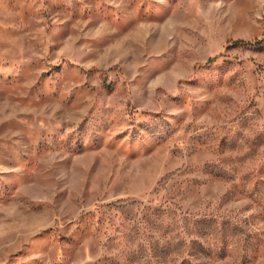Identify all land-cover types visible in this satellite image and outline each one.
I'll return each mask as SVG.
<instances>
[{
  "label": "rangeland",
  "instance_id": "obj_1",
  "mask_svg": "<svg viewBox=\"0 0 264 264\" xmlns=\"http://www.w3.org/2000/svg\"><path fill=\"white\" fill-rule=\"evenodd\" d=\"M0 264H264V0H0Z\"/></svg>",
  "mask_w": 264,
  "mask_h": 264
},
{
  "label": "trees",
  "instance_id": "obj_2",
  "mask_svg": "<svg viewBox=\"0 0 264 264\" xmlns=\"http://www.w3.org/2000/svg\"><path fill=\"white\" fill-rule=\"evenodd\" d=\"M242 45H249V42H245L243 40H235L231 42L230 46H242Z\"/></svg>",
  "mask_w": 264,
  "mask_h": 264
}]
</instances>
